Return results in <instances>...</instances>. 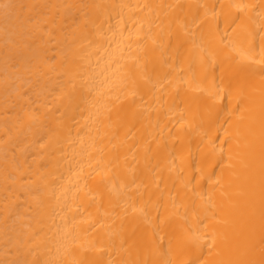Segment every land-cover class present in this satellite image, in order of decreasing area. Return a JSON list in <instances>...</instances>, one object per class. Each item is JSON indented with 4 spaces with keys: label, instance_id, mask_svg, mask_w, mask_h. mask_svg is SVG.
Here are the masks:
<instances>
[{
    "label": "bare ground",
    "instance_id": "bare-ground-1",
    "mask_svg": "<svg viewBox=\"0 0 264 264\" xmlns=\"http://www.w3.org/2000/svg\"><path fill=\"white\" fill-rule=\"evenodd\" d=\"M0 264H264V0H0Z\"/></svg>",
    "mask_w": 264,
    "mask_h": 264
}]
</instances>
